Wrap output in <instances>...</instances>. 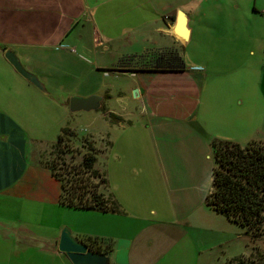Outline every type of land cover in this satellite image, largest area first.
I'll use <instances>...</instances> for the list:
<instances>
[{
    "label": "crops",
    "instance_id": "1",
    "mask_svg": "<svg viewBox=\"0 0 264 264\" xmlns=\"http://www.w3.org/2000/svg\"><path fill=\"white\" fill-rule=\"evenodd\" d=\"M227 4L244 12L229 14L236 23L243 17L247 23L230 33L216 23L218 15H211ZM178 10L185 13L186 40L175 32ZM95 34L101 45L94 43ZM245 40L250 41L247 58L224 63L227 75L248 63L249 70L258 62L264 68V0H0V213L5 214L0 215V264H72L58 250L66 225L85 243L89 238L103 248L111 245L105 252L109 264H218L210 251L225 244L232 222L205 203L214 167L211 141L245 145L256 140L253 126L239 128L241 110L236 107L243 100L233 99L241 84L247 94L253 90L255 77L248 72L233 81L212 78V63L204 53L232 52L239 48L236 42ZM190 46L194 54L200 49V60L193 61ZM166 48L178 50L184 68L148 70L145 54ZM6 50L48 91L42 94L18 74L4 57ZM77 50L93 62L76 55ZM121 59L127 67L120 66ZM81 69L93 76L85 91L74 81ZM100 71L130 82L101 86ZM66 78L72 80L69 94L102 97L99 109L111 125L102 190L119 206L117 213L60 204V183L35 158L36 140L30 137L40 127L35 102H42L45 114L57 116L64 107L57 90L64 89ZM129 98L137 106V126L131 120L125 125L124 113L115 109V99ZM244 110L250 118L248 106ZM213 117L231 130L224 132L226 127H218ZM29 118L35 122L28 124ZM97 150L95 166L102 154ZM32 204L51 206L57 224L34 226L21 219L18 214L33 213Z\"/></svg>",
    "mask_w": 264,
    "mask_h": 264
},
{
    "label": "rangeland",
    "instance_id": "2",
    "mask_svg": "<svg viewBox=\"0 0 264 264\" xmlns=\"http://www.w3.org/2000/svg\"><path fill=\"white\" fill-rule=\"evenodd\" d=\"M235 13L244 15L243 10H238V9L236 10V8L234 9L233 4H227L226 6H222L221 8H218L215 14L212 12L211 15H213V17H215V15H218L219 19H217L216 23L219 22L218 25L220 27L223 26V29L230 33V31L231 32H233V30L235 31L234 28H236V26L239 27L238 24L247 25L244 17L241 18L239 23H236L234 21V17L232 18L229 16V14H235ZM206 38L207 37H203L202 39L206 41ZM246 43L250 44V41L245 40V43L243 42L242 44L240 42H236L235 45L239 47L237 50L235 51L233 50L232 52H221L218 53L219 55L214 54L212 57H210L209 53L206 54L204 53L205 56L204 59L210 60L209 62L212 63V67H210L209 69V75L210 76L214 75L212 78H216V79L227 78L233 81V78L239 79L238 74H241L243 76L248 72L254 73L253 78L255 77V88L253 90L251 89V91L247 94L246 91L243 90V85L241 84L242 87L239 89V91H237L240 93L237 95L235 94L233 99L240 97L243 100V104L236 107V109L241 110V114H240L241 122L239 124L240 125L239 128L243 129L245 126H249V127L253 126L255 129V136H256L255 141L264 144V68H262L260 62H258L259 65L255 67V70L254 69L249 70V68H246L247 66H249L248 63L246 66L236 69L238 71V73H234L236 74V77L234 76V74L232 76L230 74L227 75V71L229 69L223 68L224 63H227L228 61L231 62L237 61L239 58H241V60H245L247 58L248 50L246 49ZM232 44L233 43L231 42L230 45ZM188 50L194 62L200 60L198 59L200 57V54H202L200 53V49L195 54H194L195 51H193L192 46H190ZM76 55L81 56V58L84 57L86 60H88L91 63L93 62V57L79 50H77ZM219 60H220V64H218ZM250 65L255 66L251 63ZM81 71L83 74H81L80 79L74 81L75 83H81V85L79 86L80 91H85L89 88L90 84L94 83L91 78L93 76L88 74V71L85 69H81ZM100 72L101 73L96 74V78L98 79L97 81L100 83L101 86H104L106 84L115 85L117 83L119 86L121 84H125V82L127 83L130 82V79H126V77L120 76L116 78L114 77V75L105 76L102 74V71ZM71 83L72 80L68 82L66 78L64 83L65 85L64 89L58 88V90L57 89L52 90L51 88H49L52 91L57 90L59 94V98L63 97L61 102L64 103V107H62V109L60 108L58 109L57 116L55 115V117H52L54 115L53 113H50L49 115L45 114L44 109L41 106L42 102H37V101L35 102L37 104L35 105L34 113L35 115H37L36 121H38V123L40 124V127L36 130V132L34 131L30 132V137L36 140L34 141V150L36 151L35 158L39 159L41 162L52 160L55 157L54 154L56 153L54 143L56 142L60 130L62 128H69L73 130L80 139H77L78 140L77 141L76 137L70 138V142L66 144L67 149L65 151V156H64L65 159L69 162L80 161L85 151L80 144L81 138H86L88 140H91L97 149L101 150L102 154L98 156V163L96 168H99L101 172H103L105 171L106 163H109L107 162V159L108 158L110 159V153L106 151L105 148L106 145L108 144L106 137L108 136L107 133L109 132V130L107 131V129H109L111 125L109 121L105 119L103 115L104 110L102 109L90 110V111H75V112L70 111L68 105V99L74 96V94L68 93L69 92L68 86H70ZM219 87L220 89L218 93L220 95H223V87L225 86L220 83ZM44 89L45 91H42L40 89L38 90L39 92L44 94V92L48 91L47 88H45V86ZM131 96H133V93H131ZM115 100H116L115 101L116 111L118 113H124L123 120L125 121V125L128 124L127 122L128 120L129 121L131 120L134 123V125L137 126L140 122H139V118H137L136 115L137 106L135 105L134 101H132L131 98H129V100L126 102L121 101L120 99H115ZM220 101L222 102L223 100L220 98ZM247 106L249 108L250 118L248 116L246 117V113H245L246 111L244 110L245 107ZM223 107H225V105ZM236 109L233 110V112H237L238 110ZM26 111H27V107H23L21 109V112L25 115H26ZM225 112L228 113L226 110ZM32 118H29L28 124H30ZM32 121L35 122L34 119ZM211 121H214L218 127L220 125H222V127H226L224 132L231 130L227 123L220 122L217 117L211 118ZM112 124L115 125V123ZM32 209H33L32 211L33 213L28 217H25L24 213L22 214L20 213L18 214V216L21 217V219L22 218L29 219V221L32 222L34 226H36L38 223H45L46 227L48 226L53 228L57 224V216L56 213L53 212L51 206L48 208L46 204L45 205L32 204ZM0 215H5V214L1 212ZM69 223L72 222L70 221ZM228 224H230L231 226V231L226 236L227 241L223 246H219L218 248H215L210 251V253L214 252L213 253V256L215 258L214 261H216L217 259L218 264H228L230 260L243 257V258H247V261L249 260L254 261L255 262L254 264H264V222H263L262 233L256 237L253 236L250 232L247 233L246 232L247 230L245 228L233 222ZM44 232L49 233L50 230L49 229L46 230L45 228ZM201 264L204 263L202 262Z\"/></svg>",
    "mask_w": 264,
    "mask_h": 264
},
{
    "label": "trees",
    "instance_id": "3",
    "mask_svg": "<svg viewBox=\"0 0 264 264\" xmlns=\"http://www.w3.org/2000/svg\"><path fill=\"white\" fill-rule=\"evenodd\" d=\"M146 56L145 59L149 58L148 70L184 68L183 59L175 48L153 51ZM119 63L121 67H127L125 59ZM73 137L80 139L73 130L62 128L54 143L55 157L42 162L60 183V204L74 209L119 212L116 202L101 191L107 181L95 166L98 150L91 140L81 138L80 144L85 151L80 161L69 162L65 159L66 144ZM211 148L214 167L211 190L205 198L206 205L245 228L247 233L259 236L264 222V144L252 140L241 145L234 141L213 139ZM85 241L95 252H108L112 248L111 245L103 248L93 239L86 238ZM252 263L255 262L239 257L228 264Z\"/></svg>",
    "mask_w": 264,
    "mask_h": 264
},
{
    "label": "water",
    "instance_id": "4",
    "mask_svg": "<svg viewBox=\"0 0 264 264\" xmlns=\"http://www.w3.org/2000/svg\"><path fill=\"white\" fill-rule=\"evenodd\" d=\"M186 17L182 10L177 12V26L175 32L184 40L187 39L188 30L185 27ZM4 57L12 65L15 71L32 83L38 89L45 91L38 77L24 68L17 55L12 50H6ZM137 90H134V96ZM102 97L92 94L86 97L72 96L68 105L72 112L90 111L100 108ZM58 250L64 253L72 264H109V254L105 252L92 251L88 245L74 237L70 228L64 227L58 240Z\"/></svg>",
    "mask_w": 264,
    "mask_h": 264
},
{
    "label": "built area",
    "instance_id": "5",
    "mask_svg": "<svg viewBox=\"0 0 264 264\" xmlns=\"http://www.w3.org/2000/svg\"><path fill=\"white\" fill-rule=\"evenodd\" d=\"M93 41H94V43L96 44V45H101L102 44V42H101V40H100V37L98 36V35H94V37H93Z\"/></svg>",
    "mask_w": 264,
    "mask_h": 264
},
{
    "label": "bare ground",
    "instance_id": "6",
    "mask_svg": "<svg viewBox=\"0 0 264 264\" xmlns=\"http://www.w3.org/2000/svg\"><path fill=\"white\" fill-rule=\"evenodd\" d=\"M180 37V36H179Z\"/></svg>",
    "mask_w": 264,
    "mask_h": 264
}]
</instances>
